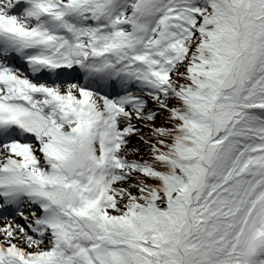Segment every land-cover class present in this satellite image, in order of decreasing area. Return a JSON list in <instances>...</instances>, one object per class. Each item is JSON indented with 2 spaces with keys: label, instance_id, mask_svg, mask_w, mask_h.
Returning a JSON list of instances; mask_svg holds the SVG:
<instances>
[{
  "label": "snow or ice",
  "instance_id": "6c2138e0",
  "mask_svg": "<svg viewBox=\"0 0 264 264\" xmlns=\"http://www.w3.org/2000/svg\"><path fill=\"white\" fill-rule=\"evenodd\" d=\"M0 264H264V0H0Z\"/></svg>",
  "mask_w": 264,
  "mask_h": 264
}]
</instances>
